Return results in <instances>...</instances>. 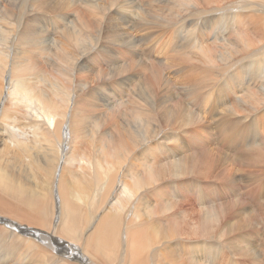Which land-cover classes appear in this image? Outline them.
I'll return each mask as SVG.
<instances>
[{"label": "rangeland", "instance_id": "1", "mask_svg": "<svg viewBox=\"0 0 264 264\" xmlns=\"http://www.w3.org/2000/svg\"><path fill=\"white\" fill-rule=\"evenodd\" d=\"M209 1L200 0L196 4L207 6ZM223 1L228 2L225 12H218L219 9H216L190 20L191 25L193 24L192 32H195L197 38H200L199 34L202 33L203 47L205 46L206 51V45H209L213 55L209 59L197 55L200 60L198 62L188 57V63L203 66L223 65L222 58L228 57L227 52L232 58L236 57L235 60L239 62L235 67L229 68L230 76L222 84L219 81V83L208 81L200 74L188 77L182 72L179 74L175 71L183 64L184 49H189L178 36L184 28L182 18L188 11L187 0H68L63 30L52 24V27L50 26L52 30L45 35L47 38L38 45L33 44L39 37L33 25L41 18L32 20L30 26L23 31L27 41H19L22 52L19 58L15 55V59H18L12 62L13 68L6 70L5 75L0 73L3 75L2 83L0 82V107L5 109L13 124L26 129L27 126L33 125L30 114H51L61 129L60 153L69 157L67 166L76 171L83 168L88 172L94 169L99 173L109 172L110 165L119 169L113 178L114 188L104 193V205L92 209L95 222L99 218L98 214L102 215V210L117 218L119 246L116 255L108 257L103 262L86 247L84 250L94 257L93 264H129L133 239L138 232L143 234L145 242L143 257L146 264H174L176 262L170 261V255L173 254L182 256L183 261L188 262L183 264H191L189 262L192 261L196 264L198 262V264H264V156L256 157L260 160L258 164L249 162V165L230 158L231 165L229 161L226 163L230 165L229 167L221 163V158H216L215 166L218 170L211 166L210 170L201 168L196 173L189 171L186 161L188 156L196 157L203 152L201 150L204 146L209 149V154L213 153V149L215 152L222 151L221 153L232 158L240 150L249 147L259 148L260 145L264 148V115H260L264 111V38L263 42L253 44L259 51L246 55L247 57L231 51L228 47L226 51L223 47L224 39L231 36L236 38L238 36L236 32L240 29L245 30L247 35L253 34L254 31L247 22L251 23L254 19L258 6L245 0ZM260 1L264 3V0ZM191 3L193 5V1ZM222 15L228 18L223 20ZM52 18H55L54 15ZM8 28L9 31L0 35V46L9 42L15 26ZM17 50L18 48L13 50L11 47L8 55L11 57ZM253 55H259L255 62L259 70L249 79L248 68L253 67L254 63L251 61L254 59ZM193 66L194 64H191L187 68ZM154 69L157 75L153 72ZM261 71L262 77L259 75ZM0 72H3V69ZM231 76L233 83H228ZM17 89L22 91L17 92ZM183 94L194 96L193 99H189ZM183 105L197 116L195 118L189 116ZM217 112H223L222 116H217ZM141 118L147 120L144 124L160 131L158 137L161 138L163 135L162 141L158 137L150 138L152 134L143 133ZM223 120L237 133V138L232 142L226 141L224 128L221 131ZM259 120L263 121L261 127L256 124ZM207 127L211 130L210 134L205 131ZM27 131L26 135L30 130L27 128ZM240 135L244 137L245 144L238 138ZM147 145H150L148 149ZM261 153L263 154L264 150ZM203 158L210 161L214 159L213 156ZM124 161L125 165L120 168ZM149 163L158 166L156 178L163 179L156 182L145 176L140 178L144 174L145 165L148 166ZM236 163H240L241 167L238 168L239 165L236 166ZM254 166L255 168H252ZM60 167L59 164V169ZM122 171L124 175L120 173ZM104 177L103 174L101 179ZM247 178H250V181ZM140 179L145 186L142 187L151 191L147 198L150 202L147 199L146 201L150 204L148 206L156 207L155 212L146 214V207L141 200L128 208V197L139 191ZM228 180L231 185L228 184ZM77 187L78 184H73L70 189L69 197L72 199ZM93 187L95 188L94 184ZM153 190H158V193ZM224 201L230 205L243 206L247 211L234 215L239 211V207L231 210L225 219L222 218L221 228L215 230L214 223L217 218L228 212L220 211L223 205H228ZM169 203L179 208L173 212L180 215L174 216V223L178 222L175 226H180L181 236L157 238L159 226L167 223L161 221L168 219V209L164 206ZM203 210L210 212L212 224L209 228L193 225L194 221L199 222L198 213ZM87 213L89 216L90 211ZM182 214L185 215V219ZM4 215L8 217L4 213L1 217ZM231 216L239 219L234 226L239 232L225 235L223 229L230 223H225V220ZM253 216L257 218L256 225L250 226L253 223ZM147 217L160 220L161 223H155L158 224L157 227H150ZM200 221L203 222L201 219ZM169 240L172 241L169 243L170 248L167 246L168 243L163 247H161L163 244H156L157 241L164 243ZM18 243L16 248L19 250L14 248L16 254L13 253L14 257H11L8 264L16 262L20 264V258L26 259L30 264H57L52 260L44 261L45 256H40L41 260L35 254L31 257L29 248ZM244 244H247L245 248L251 252L257 250L255 254L243 251ZM24 249L26 253H23ZM23 255L24 257H21Z\"/></svg>", "mask_w": 264, "mask_h": 264}, {"label": "bare ground", "instance_id": "2", "mask_svg": "<svg viewBox=\"0 0 264 264\" xmlns=\"http://www.w3.org/2000/svg\"><path fill=\"white\" fill-rule=\"evenodd\" d=\"M191 1H193V5H192ZM198 1H200V0H197L196 2L194 0H187V4L189 5L188 11L185 13L186 15H184L182 18V23H183L184 28H183V31L179 32L178 36L181 38L185 47L189 48V49H184V51H183L184 57H183V62H182L183 64L181 67H178L175 71L179 72V74H180V72H182V74H185L188 77H192L194 74H197V75L200 74V76L202 78H204L208 81H212V82H218L219 81L222 84V82L224 83L226 81V79L230 76L229 68L235 67L237 65V63L239 62V60H235L236 57L232 58V56H230L229 53L227 52L226 54L228 55V57L226 56V58H222L223 59V61H222L223 65L215 66L214 64H210L207 66L206 65L203 66V65H199V64H196L193 62L188 63V60H189L188 57H190L191 60L198 62L200 60L198 59L197 55H199L201 57H205L207 59H209L213 55V54L211 55V49L209 48V45H206V51H205V49H204L205 46L203 47V44H202V38H201L202 33L200 32V34H199L200 38L199 37L197 38V36L194 34L195 32H192V28H193L192 25L193 24L191 25L190 20L192 17L200 16L204 12L215 11L216 9H219L218 12H220V11L225 12L226 11L225 6L227 5L228 2H225L223 0H210L209 2H207V3H209L207 6L206 5L202 6L200 4H196ZM205 1L206 0H204V2ZM245 1L253 2V3H255L254 5L258 6V9H257V12L254 16V19L252 21L250 20L251 23L247 22L249 24V27H251L253 29V31H254L253 34L247 35L245 33V30L240 29L236 32V34H238V36H236V38H232L233 36L226 37L223 41L224 46L221 45V46L225 47L226 51H227V47H228L231 51H234L237 54H240L242 56L250 55V54L255 53V51H259V50H257L258 47L254 48L253 44L263 42V38H264V3L260 0H245ZM67 3H68V0H0V35L2 32L9 31L8 26H15L13 34L11 35V37L9 39V42L2 44L0 46V70L3 69V72H0V73L5 75L6 70L13 68L12 62L16 61L22 52V49H20L21 43L19 41H27V37L23 31L30 26V22L32 20L41 18L37 24L33 25L35 32H37L38 36H39V37H37V40L33 42V44L38 45L41 43V41L43 39L47 38L45 35H48L50 33V31L52 30V29H50V26L52 24L53 25L56 24L57 27H60L62 29L63 23L66 21V14L65 13L68 9ZM235 3L237 5V2H235ZM242 4H244V3H242ZM238 7H242V6H238ZM245 11L246 10H244V12ZM259 12H262V14H259ZM51 14L54 15L55 18H52ZM245 14H247V13H245ZM221 17L223 20H225L227 16L225 17V15H222ZM196 18H198V17H196ZM237 18L238 17H236V21H237ZM184 21H186L185 24H184ZM197 21H198V19H197ZM237 22H235V23H237ZM195 26H196V24H195ZM237 26L240 27L239 25H237ZM213 30H215V29H213ZM259 32H261V33H259ZM243 33H245V35ZM221 34L219 33V35H221ZM214 36H216V35H214ZM216 37L219 38V36H216ZM222 38H224V37H222ZM30 41L31 40H28V42H30ZM8 43H9V45L7 46ZM11 47H13V50L15 48H18V50L14 51L15 54H13L10 57L8 55V53H9V49ZM261 47H259V48H261ZM260 53H261V49H260ZM15 55L18 56L17 59H15ZM258 56L259 55H257V56L253 55L254 59L251 60L254 64H253V67L248 68L249 69V79H251V75H253L255 72H258V70H259V66L257 65V63H255ZM238 58H240V57H238ZM138 63L141 64V62H138ZM258 63H259V65L261 64L260 61ZM185 64H188V65L185 66ZM191 64H194V66L187 68ZM184 67H186L185 70H184ZM217 69H220V70L217 71ZM195 70H197V71H195ZM153 72L155 73V75H157L155 69L153 70ZM99 74L100 73L98 72L97 75H99ZM218 74H219V76H218ZM259 75L262 77L263 71H261V73H259ZM2 77H3V75H0V82L1 83H2ZM231 80H233L232 76L229 78L228 83L232 82ZM247 85H249V84H247ZM0 87H1V85H0ZM234 89H235V87H234ZM252 90L254 91L253 88H252ZM261 90H263V88H261ZM21 91H22V89H17V92H21ZM245 91H247V89H245ZM249 91H251V89ZM223 94L226 97L225 93H223ZM183 96L187 97L189 99H193L194 95L191 97L189 95L183 94ZM203 96H205V95H203ZM202 98H204V97H202ZM232 98H233V96H232ZM204 99H206V97ZM149 105H150V103H149ZM224 108L225 107H223L222 110H224ZM183 109L186 112H188L189 116L192 115L193 118H195L197 116V114L192 112L187 106L183 105ZM227 109H226V111H227ZM261 109H262V105H261ZM246 110L249 111L248 108ZM218 111H220V110L218 109ZM226 111H225V113H226ZM216 114H217V116H219V115L222 116L221 114H223V112H217ZM260 115H264V111ZM30 119H31V122L33 124L31 127L27 126L26 129L25 128H19L18 126L13 124V121H11L9 119L8 115L6 114L5 109L3 107H0V155L2 156V160H0V212L2 213V215H3V213L8 215V217H5L6 215H4V217H1L2 215L0 213V215H1L0 216V264H8V262L11 261V257L12 256L14 257V254H16V253H14V250H15L14 248H16V245L18 242H19L18 243L19 245L22 243V244H25L29 248V250L31 251V257H32V254L33 255L35 254L36 257L45 256L46 258L44 261L52 260L53 262H55L57 264H93L92 260H94V257L90 256L84 250L86 247H89L95 253L96 257H99L102 260V262L105 259L107 260L108 257H110L116 253L118 246H119V243L117 242V227H118L117 218H114L110 214L106 213L105 210H102L101 211L102 215L100 216L98 214L99 218L95 222V216L92 217V209L102 206V204L104 202L103 201L104 193L106 191L114 188L113 178H114L115 173L119 169L114 165H110L109 166V172H100L99 173V172L95 171L94 169H92L91 172H88V171H85L83 168H81L80 171L73 170V168L71 166H67V163L69 161V157H67L66 154L61 155V153H60V151L62 150L60 148L62 146V141H60V137H61L60 130L61 129L59 128V124H58L57 120L53 116H51V114H39L38 115L36 113L30 114ZM239 119H241V118H239ZM224 120H223V125H221V131L224 128V133H226V137H227L226 141L232 142L234 138H237V133L233 132L232 129H234V128H231V126L228 123H226ZM146 122H147L146 119L141 118V123L143 126V133L145 135L152 134V136H150V138L156 139V137H158L160 131L156 130L154 127L152 128L149 125L144 124ZM243 122H244V120H243ZM256 124L261 127V126H263V121L259 120ZM14 125L16 126L17 129L15 128ZM250 125H251V123H250ZM27 128L30 131L26 135V133L28 132ZM205 131H206V133L208 132L210 134L211 130H209V128L207 127L205 129ZM220 135H222V134H220ZM162 137H163V135H162ZM161 138H159V139H161ZM238 138L239 139L241 138L242 139V140H240L241 143L243 142L245 144V139L243 136L240 135V137H238ZM147 141H149V140H147ZM160 141H162V139ZM170 142H171V140H170ZM63 144H64V142H63ZM262 144H263V142H262ZM249 146H251V145H249ZM67 147H69V146H67ZM146 147L148 149L150 147V145H147ZM230 147L232 148V146H230ZM206 148H207V146H204L203 150H201L203 152L199 153L196 157H191V156L187 157V159H186L187 164H188L187 167H188L190 172L196 173L197 171H200L201 168H203L205 170H210L211 166L214 167L216 165V161H217L216 158H221V163L225 164V166L229 167L231 165L230 158L234 159L236 161L239 160L242 164H248L249 162H250L249 164H251V162L257 163L260 161L258 158H256L257 156H259V157L264 156V153L260 154V152H262L264 150V148L261 147L260 145H259V148H250L249 147V149H243L240 151L237 150V151H239V153L234 154L233 158L231 156L224 154V153H221L222 151L221 152H215V151H213V149H212L213 153L209 154V149L208 148L206 149ZM247 148H248V146H247ZM205 149L207 151H205ZM173 150H175V149H173ZM195 154H197V151ZM209 156H213L214 159H212L210 161V160H205L203 158V157H209ZM128 161H130V160H128ZM228 161L230 162V165H226V163ZM59 164L61 165L60 169H59ZM123 164L125 165V161L120 165V168L123 166ZM237 165H239L238 168L241 167L240 163L239 164L236 163V166ZM219 166H221V165H219ZM258 166H261V165H258ZM83 167H86V166H83ZM223 167H224V165H223ZM242 167H243V165H242ZM137 168H139V165ZM216 168L217 167L215 166V169ZM252 168H255V166ZM132 169H133V167H132ZM157 169H158V166L150 165V163L148 166L145 165V168L143 170L144 174H142L140 176V178L145 176L146 178H148L152 181H156V182L163 179V178H156L158 175V172L156 171ZM126 170L127 169H125L124 171H126ZM217 170H218V168H217ZM79 172H80V174H79ZM120 173L122 175H124L123 171ZM103 174L105 175V177L103 179H101ZM256 178L260 179L257 176H256ZM80 180H81V182H80ZM253 181H255V180L253 179ZM73 184H78V187L74 191L75 195L73 196V199H72L71 197H69V192H70V189H71ZM92 184H94L95 188L94 187L92 188ZM228 184L231 185V182L229 183V180H228ZM139 185H140L138 188L139 191L133 192L128 197V208L131 205H134L133 203H138L141 200L146 207V214L149 212L152 213L153 211L155 212L156 207H153V205L148 206V205H150L148 203L150 201H148L147 198H148L149 194L151 193V191L150 190L147 191L148 190L147 188H146L147 189L146 190L142 187L143 184L141 182V179L139 181ZM220 186H221V184H220ZM117 187H119V186H117ZM153 191L157 192L158 190H153ZM169 194H170V192H169ZM225 194H227V193H225ZM204 196H205V194H204ZM146 199L148 202L146 201ZM236 200H238V199H236ZM239 201H241V200H239ZM226 202H225V204H226ZM234 202H233V204H235ZM164 207L166 209H168V211H167L168 219L166 221L162 219L163 221H161V222H167V223L159 226V233L157 235V238L163 237V236H169V237L181 236L180 226L179 227L175 226L176 223H178V222L174 223V221H175L174 216L176 214L177 215H179V214H178V212H173V210L174 209L178 210L179 209L178 206L177 205L171 206V204L169 203V204H166ZM237 208L239 209V211H236L235 212L236 214H234V215H239V214L245 213L247 211V209H245L243 206H240V205H236V204L230 205L229 203H228V205H225V206L223 205V207L220 208L221 209L220 211L221 212L228 211V212L223 213L222 216L219 217V219L217 218V220L214 223L216 226L215 230L221 228V224L223 222L222 218L225 219V217L228 216L227 214L229 212H231V210L237 209ZM88 210L90 211L89 216L87 213ZM93 211H95V209ZM214 214L217 215V212L214 211ZM182 216H183V219H185V215L182 214ZM147 218H149V217H147ZM197 219H199V222H197V223L195 221H194L195 223L193 222V225H195V227L200 225L203 228H209L212 224V223H210L211 217H210V212L208 210H203V212L199 211ZM200 219L203 222H201ZM256 219L257 218L255 216H253V223L250 226L256 225ZM238 220L239 219H234L233 216H231L230 218L228 217V219L225 220V223H229V222L230 223L227 225V227L225 229H223V234L226 235V234H232V233L239 232L236 230V228H234V226ZM188 221H189V219H188ZM94 222H95V224H94ZM161 222H160V220L157 221L155 219L149 218L148 225L150 227H157L158 224H155V223H161ZM204 222H209L210 224L207 225ZM25 224H27V225H25ZM82 225L84 226L83 229L81 228ZM175 238H180V237H175ZM209 239H211V238H209ZM171 240H169L168 242H164V243L163 242L160 243L159 242L160 240H159L156 242V244H163V245H161V247H163L164 245H166V243H168L167 246L170 248L169 243L172 242ZM234 240H236V239H234ZM247 241H249V240H247ZM175 242H177V241H175ZM215 243H218V242H215ZM245 245H247V244H244L243 251L251 252L245 248ZM144 247H145V242L143 241V234L141 232H138V233H136V235L134 236V239H133V243H132V249L133 250L130 251V253L132 254V257L130 259L129 264H146V261L143 257V248ZM22 249H23V247H22ZM159 249H162V248H159ZM159 249L156 252H158ZM163 249H165V248H163ZM174 249H176V248H174ZM17 250H19V249H17ZM33 251H34V253H33ZM256 251L257 250H255L251 253L254 255ZM23 253H26L25 249H24ZM189 253H190V251H189ZM232 255H235V254H232ZM17 257L20 258L19 255ZM21 257H24V255ZM38 258H37V260H38ZM42 259H43V257H42ZM183 259H182V256L180 257V256L175 255V254L170 255L171 263L176 262L174 264L188 263V262H184ZM186 259L188 260V258H186ZM40 260H41V257H40ZM109 261H110V259H109ZM18 262H19V260H18ZM20 262H21L20 264H30L24 258H20ZM36 263H38V262H36ZM104 263H105V261H104ZM189 263L196 264L193 261L189 262ZM14 264H17V262Z\"/></svg>", "mask_w": 264, "mask_h": 264}]
</instances>
